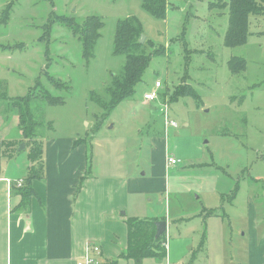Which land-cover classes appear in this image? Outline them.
Instances as JSON below:
<instances>
[{
    "label": "rangeland",
    "instance_id": "obj_1",
    "mask_svg": "<svg viewBox=\"0 0 264 264\" xmlns=\"http://www.w3.org/2000/svg\"><path fill=\"white\" fill-rule=\"evenodd\" d=\"M221 6L222 0H168L166 19L158 20L141 0H0V82L8 96H24L37 84L63 100L33 109L43 120L35 127L43 143L87 136L95 174L124 177L141 166L146 171L153 137L182 142L186 157L173 166L171 192L194 206H221L228 215L225 224L209 226L211 235L229 238L212 264L243 260L254 234L248 210L256 211V226L264 218V17L250 18L245 44L227 47L228 15ZM90 16L101 18L103 27L84 59L81 43L59 17L81 24ZM128 17L141 23L147 55L162 50L151 55L133 98L108 116L105 89L125 62L113 54V38L117 22ZM155 82L161 83L158 98L144 102ZM165 113L176 128L165 126ZM26 159L22 152L17 161ZM171 228L198 233L199 222ZM257 230L264 232V225ZM218 240L210 241L212 250Z\"/></svg>",
    "mask_w": 264,
    "mask_h": 264
},
{
    "label": "crops",
    "instance_id": "obj_2",
    "mask_svg": "<svg viewBox=\"0 0 264 264\" xmlns=\"http://www.w3.org/2000/svg\"><path fill=\"white\" fill-rule=\"evenodd\" d=\"M18 50L21 49L6 52L12 54ZM1 83L8 96L6 84ZM2 114L0 264H76L88 255L99 264H212L214 254L217 257L223 253L221 248H227L228 237L209 233V226L217 228L228 219L222 207L194 206L180 198L181 193L171 192L170 181L186 154L182 142L172 144L174 140H165L167 136L152 138L146 171L138 165L135 175L124 177L95 174L93 147L87 136L75 141L72 137L46 138L42 147L43 176L32 181L35 194L27 210H19L21 196L17 190L31 164L28 149L19 143L23 138L18 116ZM164 120H167L165 126L174 123V128L177 127L166 113ZM15 141L18 147L13 153ZM21 144L25 148L18 151ZM22 152L27 159L18 162ZM170 157L178 163L169 165ZM254 213L253 210L247 213L248 229L254 234L249 235L243 260L233 262L231 258L222 264H264V232L256 234L258 227L264 225V218L256 226L253 221L258 216L255 218ZM129 219L135 220L132 231L140 223L145 226V222H151L153 230L130 237ZM195 220L199 222L198 233L175 234L171 228L178 222L188 224ZM161 222L166 223V228L157 237ZM214 238H219L216 251L210 242ZM93 246L99 247V255H91Z\"/></svg>",
    "mask_w": 264,
    "mask_h": 264
},
{
    "label": "trees",
    "instance_id": "obj_3",
    "mask_svg": "<svg viewBox=\"0 0 264 264\" xmlns=\"http://www.w3.org/2000/svg\"><path fill=\"white\" fill-rule=\"evenodd\" d=\"M222 2L224 6H221V10H226L228 15V39H224L225 46L238 47L245 44L247 41L246 36L249 34L250 18L264 17V0H222ZM141 3L142 8L155 19H166L168 0H141ZM59 23L67 27L79 40L83 58L89 59L99 37V31L103 27L102 19L90 16L81 24H74L67 17H59ZM142 35L141 23L135 17H128L117 22L113 38V54L125 56V62L121 73L112 76L109 85L105 89L108 99V116L120 103L133 98L135 88L142 81L143 74L149 66L151 55L160 56L158 50L162 49L154 50L148 55L145 53V44L139 42ZM20 47L18 46V48ZM178 94L188 95L189 93ZM96 101L105 110V104L98 98ZM40 103L57 106L62 105L63 100L39 89L37 84L26 95L10 98L6 96L5 88L0 82V112L3 113L4 117H8V115L18 116V126L23 138L19 143H24L28 149V160L31 164L26 171V176L21 181L22 183H20V188L17 190L21 196L19 210L24 212L29 207L30 199L35 194L31 187L32 181L41 179L44 170L42 149L44 135L35 130L37 125L41 126L43 120L38 118L33 111V109L40 107L38 105ZM12 146L14 147L13 153H15L18 147L16 141L12 143ZM134 222V219H129L127 222L130 237H137L144 232L150 233V230H153L152 223L145 222V226H143L144 223H140L141 226L137 229L134 228V231H132ZM151 240L152 236L150 242ZM150 246H152L151 243Z\"/></svg>",
    "mask_w": 264,
    "mask_h": 264
},
{
    "label": "built area",
    "instance_id": "obj_4",
    "mask_svg": "<svg viewBox=\"0 0 264 264\" xmlns=\"http://www.w3.org/2000/svg\"><path fill=\"white\" fill-rule=\"evenodd\" d=\"M161 87L160 82H155L154 87L148 91L145 92L143 95V100L144 102H154L158 98V89ZM171 126H175L174 123H170ZM167 163L169 165H175L178 163V161L172 157L168 158ZM100 254V249L97 246H93L91 248V255H99ZM76 264H99L98 261H96L94 258L90 257V255L86 256L82 260L78 261Z\"/></svg>",
    "mask_w": 264,
    "mask_h": 264
},
{
    "label": "water",
    "instance_id": "obj_5",
    "mask_svg": "<svg viewBox=\"0 0 264 264\" xmlns=\"http://www.w3.org/2000/svg\"><path fill=\"white\" fill-rule=\"evenodd\" d=\"M144 38H145V37L141 36L139 42H140V43H143ZM24 148H25L24 145L21 144V145L19 146V148H18V151H21V150H23ZM165 228H166V223H164V222L158 223V231H157V233H156V236L158 237L160 234H162V233L164 232Z\"/></svg>",
    "mask_w": 264,
    "mask_h": 264
}]
</instances>
